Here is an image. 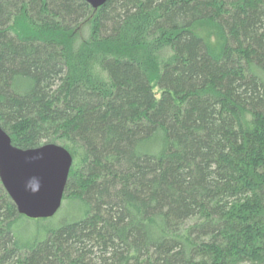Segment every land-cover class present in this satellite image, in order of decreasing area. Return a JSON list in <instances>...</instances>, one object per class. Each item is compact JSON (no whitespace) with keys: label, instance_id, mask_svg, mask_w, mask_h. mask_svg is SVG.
<instances>
[{"label":"trees","instance_id":"1","mask_svg":"<svg viewBox=\"0 0 264 264\" xmlns=\"http://www.w3.org/2000/svg\"><path fill=\"white\" fill-rule=\"evenodd\" d=\"M0 126L72 156L0 264H264V0H0Z\"/></svg>","mask_w":264,"mask_h":264},{"label":"water","instance_id":"2","mask_svg":"<svg viewBox=\"0 0 264 264\" xmlns=\"http://www.w3.org/2000/svg\"><path fill=\"white\" fill-rule=\"evenodd\" d=\"M97 8L105 0H84ZM72 156L61 145L20 148L0 126V181L19 214L52 217L60 208Z\"/></svg>","mask_w":264,"mask_h":264},{"label":"rangeland","instance_id":"3","mask_svg":"<svg viewBox=\"0 0 264 264\" xmlns=\"http://www.w3.org/2000/svg\"><path fill=\"white\" fill-rule=\"evenodd\" d=\"M32 223H34L33 221H31ZM30 223V222H29Z\"/></svg>","mask_w":264,"mask_h":264}]
</instances>
